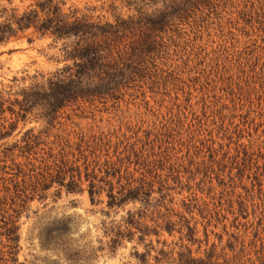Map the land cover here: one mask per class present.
I'll return each instance as SVG.
<instances>
[{
	"label": "trees",
	"instance_id": "obj_1",
	"mask_svg": "<svg viewBox=\"0 0 264 264\" xmlns=\"http://www.w3.org/2000/svg\"><path fill=\"white\" fill-rule=\"evenodd\" d=\"M129 3L132 13L125 17L114 15L112 21L83 14L72 6L65 8V0H29L22 11L0 5V44L31 30L39 36L68 41L64 46L65 57L71 61L51 77L42 74L14 77L12 85L0 87V140L13 136L19 123L25 122L35 110L46 125L37 131L28 128L18 139L2 144L0 264H17L18 221L29 203L43 200L53 185L72 193L86 191L91 204L105 203L106 216L111 210L139 203L137 209L127 210L119 221L103 222L111 250L123 240H133L135 235L142 242L148 236L159 237L161 232L168 235L176 232L186 244H180L175 251L163 249L167 245L162 241V248L155 250L153 257L157 264H264V237L257 234L248 245L238 242L236 237L220 250L211 244L199 252L202 243L207 246V231H203V239L198 238L196 226L184 216L174 214L166 204L171 201H166L165 184L158 172L169 158L174 138L181 129L186 132L183 142L190 143V133H198L204 126L192 108L189 113L193 125L189 127L196 126L195 130L183 128L187 116L173 112L172 107L168 116L142 136L78 133L73 141L67 136L49 140L56 114L65 106L100 104L105 110L115 109L126 90L137 85L150 84L162 89L160 94L184 85L187 78H182L180 65L171 62L170 57L181 53L194 59L201 56L197 44L204 33L219 41L209 53L214 63L209 74H215L214 79L204 77L202 88L207 92L202 95L208 94L211 87L215 89L219 82L224 95L232 98V110L237 105L235 96L241 107L264 100V63L259 65L260 57H254L255 50L248 53L247 46L233 51L234 33L229 31L227 35L225 31L227 28L244 32L235 27L239 23L249 30L255 29V24L264 25V0H130ZM227 36L232 40L229 45ZM26 79L30 80L28 85ZM210 97L214 101L206 103L205 99L203 118L207 119L205 113L210 110L223 120L222 108L226 105L218 109L221 97L215 94ZM236 148L243 151L248 163L252 162L251 155H246L247 147L236 143ZM173 217L177 220H172ZM194 244L198 245L195 252L190 248ZM154 249L150 242L144 253L135 256L143 261Z\"/></svg>",
	"mask_w": 264,
	"mask_h": 264
},
{
	"label": "rangeland",
	"instance_id": "obj_2",
	"mask_svg": "<svg viewBox=\"0 0 264 264\" xmlns=\"http://www.w3.org/2000/svg\"><path fill=\"white\" fill-rule=\"evenodd\" d=\"M65 1V8L72 6L83 14L103 17L102 20L112 21L114 15L125 17L132 13L129 9L130 0ZM28 4L29 0H12L11 3L0 0V5L19 11ZM110 5L115 6V9H110ZM84 8L94 10L87 11ZM242 26L239 23L235 27L244 32L225 30L227 35L229 31L234 33V47L231 49L240 51L247 46L248 53L255 50L254 57H260L261 65L264 63V25L255 24V29L251 30ZM230 36H227V45L232 41ZM218 41L217 37L210 38L204 33L197 44L201 56L194 59L181 53L170 57L171 62L180 65L178 71L182 78H187L178 89L169 88L167 91L170 92L160 94L158 92H163L162 89L158 91L146 83L143 87L137 85L135 89H127L115 109L105 110L100 104L97 107L89 104L65 106L56 114L50 129L52 137L49 139L67 136L73 141L78 133L142 136L164 116H168L172 107L173 112L187 116L185 128L189 124L193 125L189 113L192 108L204 123L202 130L198 133L195 131L193 135L190 133L192 141L185 143L183 139L186 132L180 129L169 149V158L158 174L165 184L166 201H171L166 203L167 206L173 209L174 214L184 216L191 225L196 226L198 238L203 239V231H207V246L202 243L199 252L211 244L220 250L227 243L234 242L236 237L238 242L243 241L246 245L255 239V234L259 238L264 237V100L241 107L235 96L237 105L232 110V98L228 99L224 95L219 82L215 89L211 87L208 94L202 95L207 92L202 88L205 86L204 77L214 79L215 74H209L214 64L210 61L209 53ZM65 43L68 44V41L39 36L29 30L0 44V87L12 85L14 77L42 74L48 78L71 64L65 57ZM202 69H205L204 73ZM29 82L26 79L25 85ZM130 86L133 88L134 85ZM154 90L157 93L152 92ZM213 94L221 97L216 108L226 105V108H222L225 115L223 120L210 110H206L207 119L203 118V104L214 101L210 97ZM38 114L39 111L35 110L25 122L19 123L13 136L0 140V151L3 143L18 139L26 129H44L46 125ZM189 128L195 130L196 126ZM236 143L247 147L246 155H251L252 162L248 163L243 151L236 148ZM155 150L159 151L158 148ZM102 199L105 202L104 196ZM139 206V203L128 204L123 209L109 211L106 216L104 212L108 210L105 203L91 204L86 191L72 193L53 185L43 200L34 199L29 203L18 221L17 264H157L153 257L156 255L155 250L162 248V241L165 240L167 245L163 249L174 248L175 251L180 244H186V241L179 240L176 232L172 235L161 232L159 237L148 236L142 242L135 235L131 241L123 240L115 250L109 249V236L103 232V222L119 221L127 210H135ZM172 220L177 218L173 217ZM150 242L155 249L142 261L135 253H144ZM190 248L195 252L198 245H191ZM225 251L228 252V249Z\"/></svg>",
	"mask_w": 264,
	"mask_h": 264
}]
</instances>
